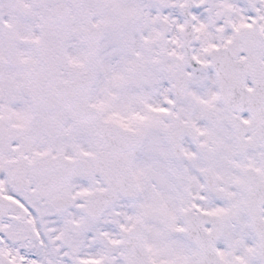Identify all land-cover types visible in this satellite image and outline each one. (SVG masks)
Wrapping results in <instances>:
<instances>
[{
    "label": "snow or ice",
    "instance_id": "1",
    "mask_svg": "<svg viewBox=\"0 0 264 264\" xmlns=\"http://www.w3.org/2000/svg\"><path fill=\"white\" fill-rule=\"evenodd\" d=\"M0 264H264V0H0Z\"/></svg>",
    "mask_w": 264,
    "mask_h": 264
}]
</instances>
